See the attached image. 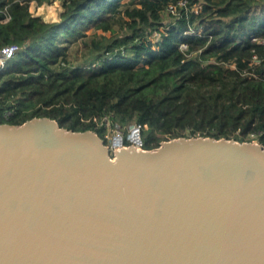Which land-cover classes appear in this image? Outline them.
I'll list each match as a JSON object with an SVG mask.
<instances>
[{"label":"water","instance_id":"1","mask_svg":"<svg viewBox=\"0 0 264 264\" xmlns=\"http://www.w3.org/2000/svg\"><path fill=\"white\" fill-rule=\"evenodd\" d=\"M114 150L51 117L0 122V264H264L262 142Z\"/></svg>","mask_w":264,"mask_h":264},{"label":"trees","instance_id":"2","mask_svg":"<svg viewBox=\"0 0 264 264\" xmlns=\"http://www.w3.org/2000/svg\"><path fill=\"white\" fill-rule=\"evenodd\" d=\"M47 1L0 0V49L22 45L0 69V122L51 117L105 137L109 114L140 124L144 148L264 144V0H61L56 18L38 10Z\"/></svg>","mask_w":264,"mask_h":264},{"label":"built area","instance_id":"3","mask_svg":"<svg viewBox=\"0 0 264 264\" xmlns=\"http://www.w3.org/2000/svg\"><path fill=\"white\" fill-rule=\"evenodd\" d=\"M184 2H185V0L181 1V3H184ZM3 11H4L5 18L10 19L11 14L8 11L7 7H5V9H3ZM156 35H157V37L159 36L158 33H156ZM183 47H185V45H183ZM21 48H22V45L19 43H10V44L3 46L0 49V69L4 67L6 60L8 58L12 57ZM9 52H11V55H9ZM97 121L99 124H104V123L107 124L108 129H107V132L105 134L106 137H103V138L105 139V142L107 145H108V143H107V140H108L111 148L119 149L122 146H128L129 147L131 144L137 148H144L142 146V141L141 142L139 141L140 138H142L141 137V125L140 124H132V126H129V132L130 133H128L127 135H124L122 133L123 130L120 128V125L116 124V127H113V128L110 127L111 126V118H110L109 114H104L102 116V118L97 119ZM113 129L116 130L117 133L114 134L112 137H109L108 132L112 131ZM114 136H117L118 138L122 137V143L116 144L113 146L112 139ZM252 136H253L252 141H254V138H255L254 134ZM126 139H128V141H126Z\"/></svg>","mask_w":264,"mask_h":264},{"label":"rangeland","instance_id":"4","mask_svg":"<svg viewBox=\"0 0 264 264\" xmlns=\"http://www.w3.org/2000/svg\"><path fill=\"white\" fill-rule=\"evenodd\" d=\"M60 5H61V0H50V1H47V2H44L43 4H40V6L38 7V10L45 16H51L53 18H56L57 17V14L59 12V9H60ZM41 9H43V11H41ZM89 33L92 32V29H89L88 30ZM107 35H110V32H106ZM111 128H113V126H110ZM123 131L122 133L124 135H127L129 132V127L128 128H121ZM117 131L116 130H112L110 132H108V135L109 137H112L114 134H116ZM106 137V136H105ZM254 141L255 142H260L258 138H254ZM107 143H108V149H109V152L112 154V156H114L115 154V148H111L108 140H107Z\"/></svg>","mask_w":264,"mask_h":264},{"label":"clouds","instance_id":"5","mask_svg":"<svg viewBox=\"0 0 264 264\" xmlns=\"http://www.w3.org/2000/svg\"><path fill=\"white\" fill-rule=\"evenodd\" d=\"M41 11H43V9H41ZM45 20H47V17H45ZM9 55H11V52H9Z\"/></svg>","mask_w":264,"mask_h":264}]
</instances>
